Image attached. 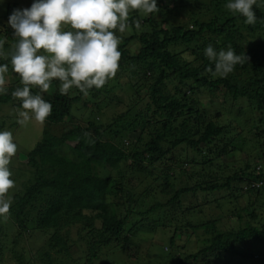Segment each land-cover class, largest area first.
Masks as SVG:
<instances>
[{"label":"trees","instance_id":"16d2710c","mask_svg":"<svg viewBox=\"0 0 264 264\" xmlns=\"http://www.w3.org/2000/svg\"><path fill=\"white\" fill-rule=\"evenodd\" d=\"M226 2L211 0L207 4L208 9H213L209 20L202 21L195 13L191 22L196 28H190L189 23L167 27V22L160 27L148 18L151 31L137 34L139 20H129L134 34L118 46V71L127 72L135 62L123 84L129 81L137 87L132 79L138 76L140 65L146 70L139 77L143 85L136 90L138 104L107 126L91 119L88 125H75L61 135L54 134L50 127L45 129L42 139L28 153L33 179L23 194L15 195L10 208L19 227L26 228L32 220L33 227L54 229L49 244L59 254L69 253L74 243L71 233L76 228L77 238L87 246L88 256L83 260L92 264L103 249L126 247L137 229L156 232L164 219L173 222L179 211H193L192 207L182 206L183 198L202 194L205 201L212 196L211 202L221 210L223 205H233L230 212L236 217L235 224L221 230L218 220L196 226L188 220L187 226L204 230L205 245L177 264L188 260L197 264L201 259L205 264H233L234 259L238 260L236 264H264V165L259 160H248L234 169L224 163L221 157L238 147L234 145L236 137L225 141L230 126L212 119L202 105L201 93L205 92L210 99L223 98L226 104H236L237 116L232 110L228 115L237 124L238 118L254 114L251 132L257 147L253 156L264 157V4L253 6L256 22L247 24L245 17L222 11ZM14 9L9 8L8 17ZM6 35L10 42L4 45L5 58H0V63L8 64L13 72L10 55L17 38L12 28ZM136 39L142 46L138 54L131 56L126 46ZM209 44L217 51L232 48L245 55L247 61L238 64L227 77H220L204 55ZM174 47L182 50L176 52ZM187 53L194 59H184ZM125 64L129 66L125 68ZM108 84L109 81L101 89H90L87 96L100 97L110 91ZM18 87L22 85L9 86L7 94L0 95V105L13 103L20 107L11 95ZM59 87L58 84L55 90L43 93L52 105L45 119L48 122H61L71 113L73 103L87 97L75 88L61 95ZM31 91L35 93L36 89ZM73 91L75 95L71 96ZM241 129L239 135L244 131ZM246 139L247 136L239 150H243ZM63 147L72 155L62 153ZM175 173L184 178L180 186ZM138 177L147 178V186L140 192ZM194 179L196 182L191 183ZM153 194L160 198L151 201ZM201 205L199 202L196 207ZM171 244L177 247L176 235L171 237ZM15 259L18 264H28L23 254L15 253ZM73 259L76 264L82 260Z\"/></svg>","mask_w":264,"mask_h":264},{"label":"rangeland","instance_id":"374dc122","mask_svg":"<svg viewBox=\"0 0 264 264\" xmlns=\"http://www.w3.org/2000/svg\"><path fill=\"white\" fill-rule=\"evenodd\" d=\"M210 2L211 0H157L159 7L158 13L145 15L139 10H132L129 14V20H139V23H141L135 30L137 34H141V32L145 30L151 31V24L146 21L148 18H152L155 21L154 24L160 27L164 26L167 22V27L171 24L189 23L190 28H196L191 22V18L195 13L202 21L209 20L213 16V9L207 8V4H210ZM32 3L33 0H0V38L5 40V44L10 42V38L6 35L9 28H11L8 24L9 8L14 6L15 9H23L30 7ZM225 5L222 6L223 12H227ZM165 18L168 19V21H166ZM133 32L132 27L127 26L124 33H117V35L121 37L120 44H124L126 39L134 34ZM13 33L14 30L12 29V34ZM141 46V41L136 39L129 42L126 48L129 54L133 56L139 53ZM173 50L180 52L182 48L174 47ZM125 66V68H127L129 65L125 64ZM135 66L136 63L131 62L129 66V68H131L127 72L123 71L120 73V70L117 71L116 75L109 80L107 88H109L110 91L101 93L100 97L97 96L93 99L91 96H87L83 101L73 103L71 113L61 122L52 123L45 120L41 123L32 119L26 124L20 125L16 122V113L22 109L15 106L13 103L0 105L1 130L11 131L14 141L18 145L17 152L9 165L12 172L10 178L15 181L14 189H11L9 192V197L13 201L12 205L15 203V195L23 194L25 192V186L33 179V174L30 172L31 166L28 163V153L42 139L47 127H50L54 134L61 135L63 131L75 125H88L87 122L91 119H95L98 124L107 126L113 123L114 118L127 111L129 107L138 104L139 99L135 95L137 92L136 90L139 91L142 87L141 85H143V83L139 81V77L143 76L146 71L143 69L142 65L139 66V69L137 68L138 76L132 79L137 83V87L132 85L129 81L123 84L124 81L128 80L127 75L129 76V74H131V69ZM5 78L7 89L15 83L21 84L19 75L11 70L5 74ZM58 84L57 80H53L48 91L55 90ZM112 86L114 87L112 88ZM144 86L147 87V84ZM201 94L202 105L205 107V110H207L209 116L219 121L222 125L230 126L224 140L229 141L231 137H236L234 145L238 147L236 149H229V154L226 155V157H221V160L224 163H229L231 168L234 169L243 166L248 160L253 162L259 160L261 164L264 165V157L253 156L254 153L256 155V152L253 151L254 148L257 147V143L254 141L255 137L251 132L254 114L253 116L251 114H245V116L238 118L240 124H237V122L232 119L233 117L228 115L230 110L233 111V114H237L238 109L236 107L238 106L236 104H226L223 102V98L210 99L209 95L205 92ZM73 95H75V91L71 94V96ZM107 104H109V106H107ZM139 104L141 105L142 103L140 102ZM242 105L247 107V104L244 102H242ZM233 106H235V108L232 109ZM219 113H221V116L218 118L217 114ZM242 127L244 131L242 135H239ZM246 136L247 141L243 144V150H239V148H241V142H243V138ZM222 144L224 145V143ZM60 151L64 154L72 155L70 151H67L66 147L61 148ZM175 175L177 176L178 186H180L181 179L183 180L184 178L178 173H175ZM136 180L139 182L137 191L140 192L141 189L147 186V178L138 177ZM194 182H196L195 179L191 181V183ZM216 196L220 197L222 194L216 193ZM157 198L160 197H155L153 194L150 200L155 201ZM211 200H214L212 196L205 201L202 194L197 198L191 195L184 197L182 206L184 208L188 206L192 207L194 208L192 209L193 211L187 214L179 211V216L175 218L173 222L172 220L170 221L169 218L164 219L161 221V225L158 226L156 232H146V228L137 229V235L131 237V242L126 245V247L120 249L113 248V250L103 249L102 252L99 253V258L95 259L92 264H177L179 260H184L186 255L197 252L205 245L202 241V234H205L204 230H197V227L187 226L186 223L188 220H190L194 226L203 222L218 220V228L221 230H226L235 224L236 217L230 212V208L234 206L226 204L223 205V209L221 210V208L217 206V203L211 202ZM199 202H202V205L196 207ZM15 221L16 217L11 211L7 218H0V260L2 264H18L15 259V253L23 254L28 264H50V262L51 264H70L69 262H71V260H73L71 264H76L73 258L82 259L79 264H87L86 260H83L88 256L87 246L84 241L80 240L79 237L77 238L76 228L73 230L74 232L71 233L74 243H72V246L70 245L69 253L59 254L57 248L49 244L54 235V229L41 230L33 227L32 220L30 223L31 225L23 228L19 227ZM19 232L22 234L19 235ZM174 235H176V248V245L171 244V237ZM172 246L173 248H171ZM256 247H258L257 249H261L257 245ZM46 253H49L51 258L45 257ZM204 260L205 259H201L197 264H205L206 261ZM224 263L223 261V264ZM232 263L236 264L238 260L234 259ZM182 264H192V261L188 260ZM212 264L220 263L213 261Z\"/></svg>","mask_w":264,"mask_h":264},{"label":"clouds","instance_id":"9594fccd","mask_svg":"<svg viewBox=\"0 0 264 264\" xmlns=\"http://www.w3.org/2000/svg\"><path fill=\"white\" fill-rule=\"evenodd\" d=\"M262 4L264 0H227L225 7L245 17V23L254 24L253 6ZM132 10L148 15L158 13L159 7L157 0H33L30 7L14 9L8 17L17 38L10 63L22 85L11 93L22 109L16 113V122L45 121L52 105L43 93L53 80L59 81L61 95L75 88L87 96L90 89L105 86L119 69L121 37L117 33L126 31ZM136 26H140L139 21ZM4 45L0 38V58H5ZM204 55L220 77H227L247 61L232 48L217 51L211 44L205 47ZM184 59L194 57L185 54ZM8 71V64L0 63V95L7 94ZM17 149L12 132L0 130V218H7L13 202L9 192L15 181L10 178L9 165Z\"/></svg>","mask_w":264,"mask_h":264},{"label":"built area","instance_id":"2783aa9c","mask_svg":"<svg viewBox=\"0 0 264 264\" xmlns=\"http://www.w3.org/2000/svg\"><path fill=\"white\" fill-rule=\"evenodd\" d=\"M261 184H262V182H261Z\"/></svg>","mask_w":264,"mask_h":264}]
</instances>
